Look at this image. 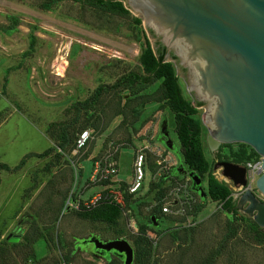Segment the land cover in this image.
Returning a JSON list of instances; mask_svg holds the SVG:
<instances>
[{
    "label": "rangeland",
    "instance_id": "obj_1",
    "mask_svg": "<svg viewBox=\"0 0 264 264\" xmlns=\"http://www.w3.org/2000/svg\"><path fill=\"white\" fill-rule=\"evenodd\" d=\"M40 1L0 0V164L11 167L26 152L53 147L46 155L27 157L16 170L0 168V264H109L102 254L91 253L89 243L81 240L90 235L115 238L116 231L121 230L117 237L125 238L133 250L129 236L137 232L139 223H147L145 235L151 239L152 264H195L196 259L216 247L226 231L227 213L207 195L204 206L194 216L161 214L157 221L148 223L146 217L153 206L150 178L128 201L120 192L121 212L115 224L76 214L83 209L84 201L105 188V181H91L90 176L92 160L109 145L116 148L117 173L113 178H121V187L124 180L130 179L132 148L139 145L153 147L160 154L147 150L151 173L156 170L172 173L165 188L184 173L179 168L172 172L181 162V154L172 113L167 107H158L156 101L142 105L136 102L140 113L132 124L128 123L131 117L127 113L129 104L135 108V101L122 109L126 114L123 118L114 114L121 101L117 95L120 87L110 84L138 68V54L143 45L132 16L140 18V26L154 51L162 43L161 35L144 24L125 1L127 15L73 0H61L43 9ZM11 24L13 27L7 28ZM170 62L182 95L193 100L176 62ZM99 84L103 85L102 93L93 103L76 104L91 95ZM155 84L143 92L152 90ZM204 106H197L195 113L201 123L202 149L210 171L227 184L235 204L243 186H234L215 163L239 159L235 150L240 144L224 143V153L216 158L211 156L205 141L207 128L202 122ZM162 116L166 119L171 147L159 136ZM64 124L68 125L72 139L87 128L90 140L76 152L73 144L57 148V137ZM258 160L257 154L246 162ZM239 161L236 163L244 165L245 161ZM258 174L256 165L248 167L246 183L264 201V194L254 185ZM201 184L205 190V177L201 178ZM107 188L115 190L113 185ZM192 195L197 198L195 190ZM246 216L250 215L237 210L236 232L212 264H264V240H254ZM184 228L192 231L187 246L182 242ZM108 257L115 264H123L122 257L113 252H108ZM133 257L134 252L130 264H134Z\"/></svg>",
    "mask_w": 264,
    "mask_h": 264
},
{
    "label": "water",
    "instance_id": "obj_2",
    "mask_svg": "<svg viewBox=\"0 0 264 264\" xmlns=\"http://www.w3.org/2000/svg\"><path fill=\"white\" fill-rule=\"evenodd\" d=\"M143 23L162 37L164 60L176 62L194 98L205 104L202 122L209 150L243 142L260 156L255 187L264 194V0H125ZM172 146L165 116L159 122ZM223 176L243 186L235 207L264 226V201L246 183V166L219 160ZM186 171V170H183ZM191 187L205 196L201 177L187 171ZM244 204V205H243ZM150 218L154 222L153 215ZM84 240L113 250L130 264L133 250L123 237Z\"/></svg>",
    "mask_w": 264,
    "mask_h": 264
},
{
    "label": "trees",
    "instance_id": "obj_3",
    "mask_svg": "<svg viewBox=\"0 0 264 264\" xmlns=\"http://www.w3.org/2000/svg\"><path fill=\"white\" fill-rule=\"evenodd\" d=\"M61 0H41L39 6L43 9L49 8L52 4H55ZM79 2H86L89 5H92L100 10L119 14L127 15L129 13L128 9L123 5L124 0H73ZM137 28V31L141 32L143 37L142 47L138 54V68L136 70H129L126 74H122L119 78L113 81L110 84V87H120L118 92V97L121 98V101L118 103L119 107L116 109L114 114H121L122 118L126 116L122 109L130 103V101H135L133 107L136 106V102L139 105H142L148 101H156L158 107H167L168 110L172 113L173 119V131L175 133L176 139L179 144V151L181 154V162L175 166L172 172H177L178 168L186 171H191L196 173L201 178L205 177V190L207 197L211 201L218 202L220 207L227 213L226 217V231L223 234L221 241L214 247L210 249L206 255L202 256L200 259H196L195 264H212L217 255L220 254L226 242L233 237L236 232L237 226L235 225L236 212L237 208L235 204L231 201L230 188L223 180L217 179L214 174L209 169L208 161L204 155L202 144H201V123L195 113L197 112V106L201 102L196 100L186 99L180 90L177 76L174 73L173 65L170 61L164 60L165 48L159 43L156 51L150 46L147 35L142 30L140 26V18L138 16H132ZM13 24L7 26V28H12ZM33 39L29 42V48L32 46ZM156 82L154 88L150 91L143 92L149 85ZM103 85L99 84L93 90V93L87 96L82 101H77L76 104L88 105L93 103L98 96L102 93ZM75 104V105H76ZM132 105L129 104V112L127 115H130L128 121L129 124H132L137 120L139 115V109L137 107L132 108ZM78 108V107H77ZM77 111V109H76ZM76 119V118H75ZM67 124L61 126L56 147L65 148L69 144H73L74 139H72L71 133L67 130ZM83 129V128H82ZM161 137V134L159 133ZM240 146L235 150V154L239 159L235 162H240L239 160L246 161L252 156L257 155L256 152L248 144L239 142ZM55 147V146H54ZM52 146L39 151V152H26L24 153L17 163L13 166H8L5 163L0 164V168L4 169H13L16 170L23 165L25 159L29 156H43L49 153L52 150ZM234 161V160H233ZM164 178L159 176L155 181H151L150 190L152 193V198H159L165 187L163 184ZM122 181H120L121 183ZM123 197L128 201L130 193L123 192ZM197 200L193 204L190 214L193 216L204 206L205 196H200L197 191ZM133 196V195H132ZM121 208L120 205L109 200H99L94 205L90 207L77 210L76 214L81 218L89 220H98L104 221L109 224H115L118 217L120 216ZM150 215H153L154 221H157L161 215L159 211V205L154 204L150 207L147 214V222L153 223ZM247 217L248 228L252 230L254 234V240L261 242L264 240V226L257 225L250 216ZM147 223H139L137 225V232L129 236L133 243V252H134V264H152V248H151V239L145 235V228ZM121 230L116 231V237L121 235ZM184 245L187 246L188 242L192 240V231L191 228H184L182 234ZM8 238V236H7ZM82 243L88 242L86 240H81ZM89 243V249L91 253L102 254L109 264H115L113 261L108 260V251H101L95 249L91 242ZM64 260L67 261L68 258L64 256Z\"/></svg>",
    "mask_w": 264,
    "mask_h": 264
},
{
    "label": "built area",
    "instance_id": "obj_4",
    "mask_svg": "<svg viewBox=\"0 0 264 264\" xmlns=\"http://www.w3.org/2000/svg\"><path fill=\"white\" fill-rule=\"evenodd\" d=\"M91 138L90 131L87 128L81 129L75 136L73 141V151H77L82 148ZM116 148L112 145L107 146L103 152L92 160V173L90 176L91 181H105L104 190L96 193L87 201L82 203V207H90L99 200H109L122 204V197L120 192L136 194L142 187L144 182H148L150 178L156 180L159 176L165 178L163 181L164 187L166 183L173 176L169 172H150L147 166V150L157 154L153 147L147 145H139L132 148V161H131V175L129 180H124V186L121 187L120 180L113 178L117 173V162L114 157ZM159 154V153H158ZM160 155V154H159ZM164 160L167 158H163ZM157 164L159 160L156 159ZM260 160L254 163L246 162L244 165L246 169L256 165L259 169ZM247 171V170H246ZM183 175L178 176L173 181V184L169 188H165L162 195L153 199V205H159V211L161 214H172L173 216H187L190 214V210L197 198L192 195L193 189L191 188V179L187 171H183ZM162 173V175H161ZM108 181V183H107ZM114 181L116 183H109ZM110 185H113L115 190L108 189ZM76 206V205H75Z\"/></svg>",
    "mask_w": 264,
    "mask_h": 264
},
{
    "label": "flooded vegetation",
    "instance_id": "obj_5",
    "mask_svg": "<svg viewBox=\"0 0 264 264\" xmlns=\"http://www.w3.org/2000/svg\"><path fill=\"white\" fill-rule=\"evenodd\" d=\"M125 1V0H124ZM193 100H196V101H199V100H197V99H195V98H193ZM199 102H201V101H199ZM201 104H204V103H202L201 102ZM200 104V105H201ZM199 106V105H198ZM160 133V132H159ZM161 134V133H160ZM164 139H165V136H163L162 134H161V140L164 142ZM226 148V145L224 144V143H219L218 144V146L214 149V150H209L210 151V153H211V156H215V158L216 157H218L219 156V154H221V153H224V152H222V150H224ZM224 160H226V159H224ZM245 163H246V161H245ZM244 163V164H245ZM84 240V239H83ZM108 252H113V253H115V254H117L119 257H122L121 255H119L118 253H116V252H114L113 250H109Z\"/></svg>",
    "mask_w": 264,
    "mask_h": 264
},
{
    "label": "crops",
    "instance_id": "obj_6",
    "mask_svg": "<svg viewBox=\"0 0 264 264\" xmlns=\"http://www.w3.org/2000/svg\"><path fill=\"white\" fill-rule=\"evenodd\" d=\"M118 179H121V178L118 177Z\"/></svg>",
    "mask_w": 264,
    "mask_h": 264
}]
</instances>
